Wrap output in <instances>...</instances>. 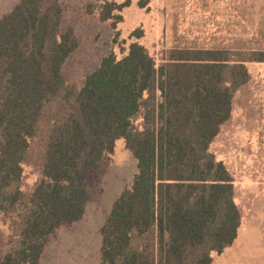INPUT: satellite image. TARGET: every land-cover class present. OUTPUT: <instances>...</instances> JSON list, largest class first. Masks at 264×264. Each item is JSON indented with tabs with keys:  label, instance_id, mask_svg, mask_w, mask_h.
Wrapping results in <instances>:
<instances>
[{
	"label": "trees",
	"instance_id": "16d2710c",
	"mask_svg": "<svg viewBox=\"0 0 264 264\" xmlns=\"http://www.w3.org/2000/svg\"><path fill=\"white\" fill-rule=\"evenodd\" d=\"M98 2L113 28L130 5ZM63 18L61 0H18L0 17V211L14 212L17 226L0 264H38L51 235L82 218L95 197L88 179L100 182L118 139L138 171L101 229V264H211L236 239L241 215L233 175L209 148L249 80L245 63L264 62V50L175 48L157 65L135 41L75 89L62 67L79 41ZM55 102L40 178L24 191L31 139Z\"/></svg>",
	"mask_w": 264,
	"mask_h": 264
},
{
	"label": "rangeland",
	"instance_id": "374dc122",
	"mask_svg": "<svg viewBox=\"0 0 264 264\" xmlns=\"http://www.w3.org/2000/svg\"><path fill=\"white\" fill-rule=\"evenodd\" d=\"M16 1L0 0V16L10 11ZM139 1L130 0V5L120 12L122 20L113 28L111 20L99 19L101 2L61 0L62 28L71 27L79 41L78 50L62 67L69 86L79 89L86 73L95 70L104 56L113 53L122 58L135 41L146 48L157 65L175 48L223 47L236 57L252 50H264V0H145L144 7ZM90 4L92 14L87 11ZM138 29L142 30V37L136 39L131 33ZM245 65L249 80L236 91L231 118L222 125L224 133L231 136L232 145L219 133L210 151L234 175L237 206L264 209V165L260 163L264 160V62ZM59 106L58 102L48 106L36 136L31 139L23 164L21 188L24 191H29L40 178L50 119ZM135 123H141V118ZM246 136L249 138L245 139ZM137 171V161L126 148L124 139L116 140L100 182L88 179L95 203H101L106 196H116L115 200L132 185ZM0 222L1 239L10 247L17 234L14 212L0 214Z\"/></svg>",
	"mask_w": 264,
	"mask_h": 264
},
{
	"label": "crops",
	"instance_id": "0c3cea01",
	"mask_svg": "<svg viewBox=\"0 0 264 264\" xmlns=\"http://www.w3.org/2000/svg\"><path fill=\"white\" fill-rule=\"evenodd\" d=\"M219 133L223 134L226 142L232 145L231 136H227V132L224 133L222 126ZM247 134L249 135L248 131ZM248 138L249 136L245 137V139ZM260 163L263 166L264 160ZM231 174L233 175L232 172ZM115 197L107 198L106 196L102 202L100 201L101 203H95L94 197L88 202L79 221L69 226H61L51 235L44 246L38 264H101L103 245L101 229L110 213L112 202L116 200H114ZM238 209L241 224L237 237L221 253L215 251L211 253V264H264V209L257 207H238ZM0 214H2L1 211ZM2 232L0 222V259L10 248L3 243Z\"/></svg>",
	"mask_w": 264,
	"mask_h": 264
}]
</instances>
